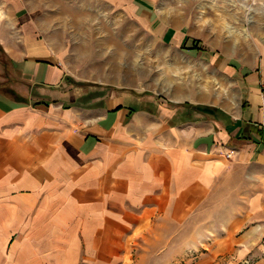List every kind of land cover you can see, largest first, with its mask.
I'll use <instances>...</instances> for the list:
<instances>
[{"label": "crops", "instance_id": "obj_1", "mask_svg": "<svg viewBox=\"0 0 264 264\" xmlns=\"http://www.w3.org/2000/svg\"><path fill=\"white\" fill-rule=\"evenodd\" d=\"M8 21L0 264H146L155 236L210 202L225 220L202 230L191 264H264L263 28L219 44L243 101H170L96 85L80 95L46 39Z\"/></svg>", "mask_w": 264, "mask_h": 264}, {"label": "rangeland", "instance_id": "obj_2", "mask_svg": "<svg viewBox=\"0 0 264 264\" xmlns=\"http://www.w3.org/2000/svg\"><path fill=\"white\" fill-rule=\"evenodd\" d=\"M255 1L0 0V20L12 24L24 17L60 55L80 95L89 90H78L79 85H96L170 101H243L242 75L229 67L219 44L254 40L264 29V21L257 20L264 8ZM11 67L0 45V89L17 82ZM222 209V202H210L170 224L144 250L150 256L146 264L162 259L191 264L203 251L190 246L209 240L211 235L201 232L225 220L218 218Z\"/></svg>", "mask_w": 264, "mask_h": 264}, {"label": "trees", "instance_id": "obj_3", "mask_svg": "<svg viewBox=\"0 0 264 264\" xmlns=\"http://www.w3.org/2000/svg\"><path fill=\"white\" fill-rule=\"evenodd\" d=\"M12 92V91H11Z\"/></svg>", "mask_w": 264, "mask_h": 264}]
</instances>
